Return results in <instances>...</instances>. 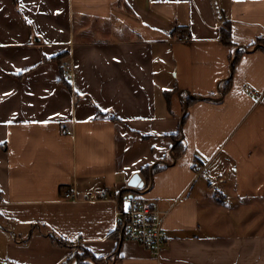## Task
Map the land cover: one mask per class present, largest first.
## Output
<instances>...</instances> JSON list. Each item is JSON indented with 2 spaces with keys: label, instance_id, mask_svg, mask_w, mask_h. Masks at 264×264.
I'll use <instances>...</instances> for the list:
<instances>
[{
  "label": "crops",
  "instance_id": "0c3cea01",
  "mask_svg": "<svg viewBox=\"0 0 264 264\" xmlns=\"http://www.w3.org/2000/svg\"><path fill=\"white\" fill-rule=\"evenodd\" d=\"M132 196L167 212L159 258L116 232ZM83 251L264 264V0H0V264Z\"/></svg>",
  "mask_w": 264,
  "mask_h": 264
},
{
  "label": "built area",
  "instance_id": "2783aa9c",
  "mask_svg": "<svg viewBox=\"0 0 264 264\" xmlns=\"http://www.w3.org/2000/svg\"><path fill=\"white\" fill-rule=\"evenodd\" d=\"M178 42H188L190 37L186 31H181L174 36ZM62 74L66 78L72 76V68L65 65L62 68ZM246 90L250 91L247 86ZM150 184H148V187ZM64 197L69 200H78L79 197L73 191L66 190ZM98 198L102 200H114L110 197L109 190L105 189L98 195L90 194L86 199ZM167 212L151 206L141 201L139 197L132 196L131 204L124 209L119 203L115 213L116 232L129 241L137 242L155 258L161 256V252L166 244V232L163 227L164 217Z\"/></svg>",
  "mask_w": 264,
  "mask_h": 264
},
{
  "label": "trees",
  "instance_id": "16d2710c",
  "mask_svg": "<svg viewBox=\"0 0 264 264\" xmlns=\"http://www.w3.org/2000/svg\"><path fill=\"white\" fill-rule=\"evenodd\" d=\"M231 38H232L231 25L229 23H226L222 27V41L224 44L230 45L231 44ZM180 136H181V132L178 134L177 139ZM177 139H174L173 151L179 156L184 151V145L182 142H177ZM147 181H148V179H147ZM88 256H89V254L86 251L76 252L64 264H71L72 262H74L75 264H89L86 262V258Z\"/></svg>",
  "mask_w": 264,
  "mask_h": 264
},
{
  "label": "water",
  "instance_id": "95a60500",
  "mask_svg": "<svg viewBox=\"0 0 264 264\" xmlns=\"http://www.w3.org/2000/svg\"><path fill=\"white\" fill-rule=\"evenodd\" d=\"M188 105H186L187 108ZM129 187L133 191H137L138 189H142L144 187V182L141 179L139 174H135L132 176L131 180L128 183Z\"/></svg>",
  "mask_w": 264,
  "mask_h": 264
}]
</instances>
